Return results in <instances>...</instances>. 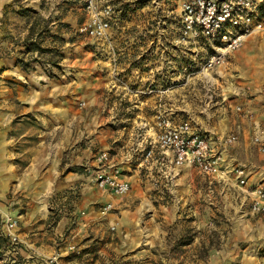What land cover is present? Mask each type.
Instances as JSON below:
<instances>
[{
  "label": "crops",
  "instance_id": "crops-1",
  "mask_svg": "<svg viewBox=\"0 0 264 264\" xmlns=\"http://www.w3.org/2000/svg\"><path fill=\"white\" fill-rule=\"evenodd\" d=\"M14 1L0 0V251L8 245L1 216L9 215L19 220L22 241L15 264L227 263V258L236 252L231 244L228 249L214 246L216 239L209 236L213 220H207L200 210L210 208L209 186L203 181L191 183L200 171L188 166L173 167L172 156L162 153L157 154L156 160L144 161L143 151L156 149L157 122L143 124L147 133L136 144L126 136L125 126L115 133L111 118L104 116L114 109L125 110L122 102H127L126 97L133 100L129 107L133 110L147 107L150 112L158 108L166 112L174 111L173 108L190 111L184 104L176 107L170 91L165 94V102L158 103V95L142 99L138 91L115 82V77L127 78L137 73L127 74V69L142 57L143 49L137 39L142 31L137 28L141 26L127 24L115 29L114 24L104 39L89 38L91 45L101 42L103 58H95L94 50H86L84 72L79 71L76 55L66 56L56 64L44 58L29 63L32 59H23L18 51V24L22 26L21 38L32 30L28 42L44 47L50 41L61 43L59 39L69 37L74 30L78 32L89 15L83 0H75L79 9L74 6L66 11L55 5L43 8L41 0H23L37 20H44L41 24H28L24 30L26 23L18 20L21 10L15 8ZM117 1L122 5L130 0H114V5ZM257 3L259 10L264 0ZM176 27L165 26L161 37L172 45L174 37L179 36L181 44H188L181 26ZM158 38L153 37L150 44ZM65 45L77 47L69 39ZM227 64L231 75L235 72L247 80L244 90L231 88L226 93L221 88L219 94L208 90L204 110L207 114L217 110L219 116L214 115L217 123L213 126L200 124L218 141L212 145L222 159L215 182L236 185V169L231 170L226 164L232 146H226L224 139L237 133L246 151L254 139L264 143V34L248 38L241 50L228 56ZM114 96L118 99L112 103ZM229 109L231 115L226 114ZM238 109L246 115H237ZM167 118L173 119L170 115ZM173 121L183 122L178 118ZM134 145L140 146L143 154H135L132 160ZM102 152L109 153L110 163L121 170V181L131 186L129 194L116 196L94 183V175L101 168L97 156ZM261 158V180L254 176L252 185L245 187L247 191L255 189V182L264 185V156ZM108 205L113 209L102 214ZM180 207L189 215L183 217ZM182 219L185 227L196 226L202 231L193 239L171 232ZM228 237L232 242L236 233L232 237L229 232Z\"/></svg>",
  "mask_w": 264,
  "mask_h": 264
},
{
  "label": "rangeland",
  "instance_id": "rangeland-1",
  "mask_svg": "<svg viewBox=\"0 0 264 264\" xmlns=\"http://www.w3.org/2000/svg\"><path fill=\"white\" fill-rule=\"evenodd\" d=\"M41 3L43 5L42 7L47 9L53 7V5L64 11L74 6L78 9L80 8L75 0H41ZM118 3L119 1H117L115 5L116 11L118 13L119 10H121V13L118 15V21L115 22V29L127 24L140 25L141 28L137 29H142V31L137 35V39L140 41L143 50H140L142 57L135 63H130L129 69H127V74L133 71L137 73L135 75L130 74L127 78L115 77V82L123 87H127L131 91H138L142 99L149 98V95H158V103H164L166 98L165 94L170 91V93H174L173 96H171L174 105L176 107H181V105L184 104V107L190 111L187 110L189 113H184L181 112V110L177 111L176 108H173L174 111L166 112L158 108L157 111L150 112L147 107L145 110H133L129 109L133 104V100H129V97H126L127 102H122L123 105L126 106L125 110L120 109V111H117L114 109L111 112L104 113V116H109L111 118V130L117 133L120 126H125L126 136L132 137L134 143H136L138 139H141V136L147 133V129L145 130L143 124L150 120L157 122L156 149L150 150L153 151L150 157L148 156L150 151L146 152L144 150V161L147 159L156 160L157 154L163 153V149H161L158 143L159 137L163 131L160 123L167 120L168 115H170L171 118L173 117V119L178 118L179 120H183L182 123L188 122L194 129H198L208 135L212 141V145L213 143H217L216 137L213 138L211 134L204 131L201 126L202 124H200L204 123L207 126H213V124L217 123L213 119L214 115L215 118L219 116L217 110H211V112L208 113L210 115L205 112V95L208 93V90L212 92L215 91L219 94V89L221 88L224 92L227 91L226 93H229L231 88L237 90L242 88L244 90V83L247 82V80L241 75L238 77L235 72L231 75L229 65L227 64L228 66H225L228 61V56L223 64L207 70L206 66L208 65V61L211 60L216 53L203 39H189L188 44H185L184 41V43L181 44L182 42H180L179 36H175L172 45L164 41L163 37H161L164 27L171 24L177 29L176 26L180 25L179 0H130L122 5H118ZM13 5H15V8L21 10L18 12V20L26 23L23 28L24 30H26V25L28 24L34 23L33 25H36L38 21L40 24L44 22L41 18L37 20L33 15L34 12L27 8V3H23V0H15ZM259 12L263 15L262 18L264 19V3L259 7ZM10 23L15 24L17 22L10 21ZM18 25L19 29L17 28L16 30V38L20 40L16 41L20 45L18 51L19 54L24 55L22 56L23 59H32L29 63L34 61L37 62L38 58L40 59L39 62H41V58H44L46 61L56 64L66 56H71L73 58V56L76 55L79 58V71L82 69L84 72L87 65L85 61L86 50H94L93 54L95 58H103L101 42H95L93 44L94 46L91 45L89 43L90 37L80 33L79 29L78 32H74V30L69 37H61L59 39L62 40L61 43L58 40H56V44L50 41V44L44 47H38L36 43L32 41L28 42V39L32 36V30H30L29 34H27V32L24 35L22 34L23 36L21 38V33L23 32L20 27L22 26L20 24ZM149 31L154 32L150 34ZM34 34L35 33H33V35ZM133 34L134 33L131 32V35ZM151 36L160 38H158V41L155 40L156 42L151 45L150 43L153 39ZM67 39L75 42L77 47H71L70 45L66 46L65 41H67ZM92 58L93 56L89 59ZM98 73L104 74L105 72L102 73L99 71ZM115 73H117V71H115ZM100 80H102L101 77ZM239 98L241 97L239 96L236 99ZM115 99H118V97L114 96L111 98V102H115ZM182 100L184 102H182ZM233 100L235 99L233 98ZM242 111L238 109V112H236L237 115L245 116V111ZM226 114L231 115V109H229ZM173 119L170 120L174 123ZM178 123L180 124V122ZM231 136H235L236 141L227 144V140ZM224 144L228 147L232 146L230 149L232 150V152H230L231 158H228L226 164L229 163L227 164L229 169H236L235 173L238 184L235 185V183L233 184V182H230L231 185H226L225 182H221L222 184L215 182L221 172L222 159L219 173L210 176L202 173L198 169L200 171V176H195V181L191 182L194 185L203 181L201 182L203 185L206 184L209 186L207 194L210 196V200L207 204L210 208L200 209L204 212L203 216H205L207 220H213L211 225L212 228L210 229L212 233L209 235V231L205 230L207 232L206 236H210L211 239H216L214 246L217 248L228 249L231 244L230 248L236 253L231 258H227V263L224 264H264V215L260 217L256 216L249 205L251 197L253 200V196H251L252 192L255 189H262L264 191V185L261 181L255 182V189L253 191H247L245 189V187L252 185V178L254 176L258 175V179L260 178L261 180L259 169L263 166L261 156H264V143L259 139H254L252 144H247L249 148L246 151L245 143H241L237 133H232L224 139ZM139 149H141L140 146H133V150L131 151L132 160L135 154H143ZM103 153L107 152H102L101 154ZM107 154L109 156V163L106 167L107 171L116 174L120 179L121 170L110 163L111 157L109 153ZM99 156H97V159ZM173 167L175 166L173 165ZM238 171L243 172L242 176L246 181V185L244 186L240 185L241 180L238 178ZM242 188L245 189V191ZM179 210L183 217L189 215L185 209L182 210L180 207ZM184 222L185 220L182 219L181 223L175 225L171 229V232L177 233V235L181 234V237L193 239V237L198 235V232L202 231V228H197L196 226L190 228L185 227ZM229 232L232 233V237L236 233V239L233 238L232 242H229ZM186 242H189V240Z\"/></svg>",
  "mask_w": 264,
  "mask_h": 264
},
{
  "label": "built area",
  "instance_id": "built-area-1",
  "mask_svg": "<svg viewBox=\"0 0 264 264\" xmlns=\"http://www.w3.org/2000/svg\"><path fill=\"white\" fill-rule=\"evenodd\" d=\"M114 0H83L88 12L87 21L80 26L79 32L92 38L103 39L118 21ZM179 21L184 40L203 39L215 56L208 61L206 69L223 64L231 53L241 50L247 39L255 34H264V19L259 13L257 0H179ZM162 134L159 145L166 156H172L176 168L194 167L206 175H215L220 171L221 157L212 148V141L205 133L194 129L190 123H173L164 120L160 123ZM236 141L235 136L227 140ZM153 151H150V157ZM102 167L94 175V182L101 190H107L116 196H125L130 190L129 183L121 181L114 173L108 172L107 153L97 159ZM240 185H246L243 172L238 171ZM252 211L264 215V191L252 192ZM113 209L112 205L103 207L102 214ZM4 236L8 240L6 249L0 251V264H15L18 261L21 238L19 220L9 215L1 216ZM51 262L56 263L55 259Z\"/></svg>",
  "mask_w": 264,
  "mask_h": 264
}]
</instances>
